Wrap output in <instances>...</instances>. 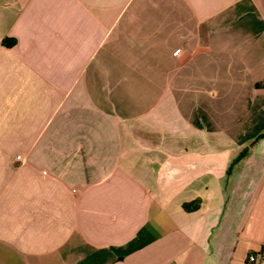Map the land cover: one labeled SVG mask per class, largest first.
I'll use <instances>...</instances> for the list:
<instances>
[{"label":"crops","instance_id":"1","mask_svg":"<svg viewBox=\"0 0 264 264\" xmlns=\"http://www.w3.org/2000/svg\"><path fill=\"white\" fill-rule=\"evenodd\" d=\"M249 254L264 0H0V264Z\"/></svg>","mask_w":264,"mask_h":264},{"label":"built area","instance_id":"2","mask_svg":"<svg viewBox=\"0 0 264 264\" xmlns=\"http://www.w3.org/2000/svg\"><path fill=\"white\" fill-rule=\"evenodd\" d=\"M20 156L21 155L18 154L17 156H15V159L19 161L21 159ZM247 262L248 264H263L264 260L263 259L257 260L254 254H249L247 257Z\"/></svg>","mask_w":264,"mask_h":264}]
</instances>
